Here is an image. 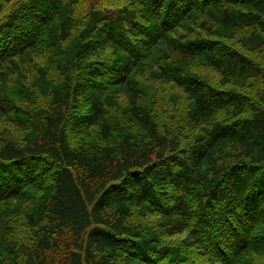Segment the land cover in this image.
Segmentation results:
<instances>
[{
	"label": "trees",
	"instance_id": "trees-1",
	"mask_svg": "<svg viewBox=\"0 0 264 264\" xmlns=\"http://www.w3.org/2000/svg\"><path fill=\"white\" fill-rule=\"evenodd\" d=\"M87 1L0 0V79L11 81L8 75L19 62L33 60L28 70L15 74L25 79L30 72L42 73L38 88L50 103L28 142L19 143L5 130L0 134V203L43 192L29 216L34 225L44 222L41 238L19 246L21 264H246L249 253L264 252V86L254 101L161 65L165 79L191 101L184 123L202 131L192 138L161 129L140 105L142 93L132 81L140 64L152 57H138L132 45L136 33L149 38L151 55L163 44L203 60L222 76L264 82L263 65L219 39L220 31L264 34V0H138L144 1L141 9L154 7L153 18L142 17L148 28L122 18L123 13L111 16L109 5L80 10ZM194 15L210 22L200 23L207 37L189 43L176 39L174 33ZM256 46L264 55V37ZM106 47L117 50L120 67L121 62L94 59ZM41 55L45 62H35ZM24 86L14 85L13 92L35 100ZM111 87L127 89L129 113L146 139L126 137L120 147L76 141L94 127L103 142L112 137L108 103L99 95ZM80 98L87 103L73 114ZM7 109L0 96V113L8 116ZM244 111L252 115L241 118ZM72 114L83 116L71 130ZM226 150L230 159L222 165L219 154ZM131 205L164 217L163 227L129 234L122 208ZM175 235L184 237L174 241Z\"/></svg>",
	"mask_w": 264,
	"mask_h": 264
},
{
	"label": "rangeland",
	"instance_id": "rangeland-1",
	"mask_svg": "<svg viewBox=\"0 0 264 264\" xmlns=\"http://www.w3.org/2000/svg\"><path fill=\"white\" fill-rule=\"evenodd\" d=\"M143 2L144 1L138 0H88L80 7V10H89L88 8L96 3L100 5V7L109 5L113 7L107 10L110 15L112 13L113 16H118L123 13L121 16L122 18L130 20L131 22H138L144 28H148L150 24H146L142 17H145L146 19L148 18L149 20L153 18L154 7L151 5L149 9H141ZM129 6H135L136 10H129ZM127 9L128 14L123 16ZM151 10L153 12H150ZM206 20L207 18L202 15H194L192 20L186 22L182 29L177 30L173 36L184 43L192 42L197 38L207 37V31L202 29L200 24ZM209 23L210 22L207 20L206 24L209 25ZM120 24L122 23L120 22ZM118 33L125 35V32L121 30H118ZM257 33L260 38L264 37V34L261 31H257ZM134 34L136 35L134 38L136 43L132 46L134 50H136V53H139L137 56L139 57L147 53L148 56L150 55V57H152V60L148 59L140 64V67L136 69L132 76V81L136 88L142 93L140 105H143L152 115H154L155 120L161 129L169 128L182 133V135H190L192 138H197L202 131L199 127L192 131L188 122L186 121V124L184 123L186 115L190 113L191 101L173 82L165 79L162 75L163 70L160 68L161 65L165 67L167 71L169 70V67H173L176 70L179 68V72L175 71L178 74L195 76L201 81H206L221 90L244 94L251 97L252 100L257 101L258 92L264 86L262 80L256 79L252 76H248L244 79L222 76L219 72L205 64L203 60L189 59L173 50L171 47L163 44H159L160 46L157 48L156 52L151 55V51L149 52L150 49H147L148 45H146L149 38H138V35L136 33ZM213 34L216 36L220 34L221 37H219V39L224 40L228 45L247 54L253 60H257V62L264 66V55H261L259 51H257L256 46L259 43V37H252V31L249 33L247 31H245V33L235 31L234 34L233 32L220 31L219 34ZM136 44H138L140 48H137ZM118 56L121 57L116 49L106 47V49L96 55L94 59L100 62L104 61L103 63H111L109 65H113V63L117 64L121 62V60L118 59ZM39 57L40 58H37L38 60H35V62L44 63L45 57L42 55ZM129 60L132 63L135 62V54L129 55ZM29 62H19L18 68L14 72H25V70H28L34 64L33 60L31 63ZM122 64L123 63L121 62L119 67ZM117 70L119 75V69ZM113 72L114 71L111 73L112 77ZM15 73L8 75L12 79L11 81H3L0 79V96L4 99V103L8 107V116L0 113V134L5 130V135L24 144L36 135L37 131L42 126V118L50 111V103L48 100L49 95H45L41 89L38 88V86H42V84L38 82V78L42 73L32 74V72H30L25 79H17L18 76ZM50 75L52 74L50 73ZM20 82H22L23 85L25 84L24 87L28 88L36 95L35 100L31 101L24 96L18 97L16 92H13L14 85H17ZM55 82L57 83L58 81ZM49 86L52 85H48V87ZM110 89L111 90L107 93L99 92V95L104 97V100L108 103L106 108V111H108V120L111 122V125L115 127L112 137L110 140L103 142V138L100 137V129L94 127V129L90 130V133H79V135L75 137L76 141L91 140V142H98L100 145L105 143L104 145L120 147L126 137H129L131 142L146 139L145 131L142 130L135 120H132L129 113V94L127 89L123 87H111ZM85 103H87V100L85 98H80L77 103V106L80 108L77 112L72 113L80 114L84 109ZM17 107L19 108L17 109ZM73 114L71 116L72 119L68 122L71 130L75 127V124L78 123L77 118L81 116L82 119L83 116L80 115L78 117H73ZM250 115H252L250 111H244L241 118ZM220 117L224 118L225 115L221 114ZM83 123L80 122L79 126H83ZM72 139H74L73 135ZM229 151L231 150H226L219 154V156L223 158L220 161L222 165L224 160L230 159L228 156ZM51 182L52 181L48 179L47 183L50 184ZM35 194V198L32 196L27 199V196L23 200H9L0 203V264H21L22 257L19 246L34 241L39 242L41 238L40 230H42L43 227L41 225L44 222L34 225V221H32L33 219L29 218V216L35 213V206L39 203L43 192L40 189H36ZM122 211L126 213L130 220L131 227L128 229V231H130L129 234L134 232L135 229L141 227L146 230L159 229L163 227L162 224L166 221L161 215L156 216L155 214H152L153 211L148 210L145 206L131 205L122 208ZM40 214L41 216L43 215L42 213ZM34 219L36 220L38 218L34 216ZM133 227L134 229H132ZM182 237L184 236L175 235L172 239L177 241ZM245 259L246 264H264V252L259 254L249 253L248 256H245Z\"/></svg>",
	"mask_w": 264,
	"mask_h": 264
}]
</instances>
